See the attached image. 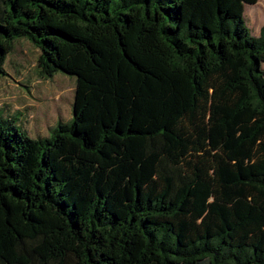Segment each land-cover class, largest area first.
I'll use <instances>...</instances> for the list:
<instances>
[{
  "label": "trees",
  "instance_id": "trees-1",
  "mask_svg": "<svg viewBox=\"0 0 264 264\" xmlns=\"http://www.w3.org/2000/svg\"><path fill=\"white\" fill-rule=\"evenodd\" d=\"M257 0H0L71 116L31 137L0 110V264H264Z\"/></svg>",
  "mask_w": 264,
  "mask_h": 264
},
{
  "label": "rangeland",
  "instance_id": "rangeland-1",
  "mask_svg": "<svg viewBox=\"0 0 264 264\" xmlns=\"http://www.w3.org/2000/svg\"><path fill=\"white\" fill-rule=\"evenodd\" d=\"M262 3L260 0L257 6L247 7V17L251 18L250 12L257 9L259 21H264ZM257 24L253 15L252 23L246 22L253 35L258 31ZM38 54V48L28 40H16L6 56L4 72L0 73V103L7 102L25 111L23 114L27 115V121L24 120L23 127L34 138L46 136L57 121L69 120L75 83L73 76L60 72L51 79L40 78L36 73Z\"/></svg>",
  "mask_w": 264,
  "mask_h": 264
},
{
  "label": "crops",
  "instance_id": "crops-1",
  "mask_svg": "<svg viewBox=\"0 0 264 264\" xmlns=\"http://www.w3.org/2000/svg\"><path fill=\"white\" fill-rule=\"evenodd\" d=\"M259 1L260 0H257L253 4H244V17H245V21L247 22V24L248 23H250V24L252 23V15L254 16V18L256 20V23H258L257 24L258 25L257 26V30L258 31L254 35H258L260 27L264 23V21L263 20L259 21V19H258L259 13H258L257 9H255L254 11L250 12L251 18L247 17V15L245 14V11H246L247 7L250 8V7L255 6V5L257 6L259 4ZM262 1L264 2V0H262ZM262 4L264 6V3H262ZM251 33H252V31H251ZM1 74H3V73H1ZM27 106H29V105H27ZM0 110L3 111L4 115H6V116H10V115L17 116L18 117V122H21V123L24 124V123H26V122H24V120L27 121V115L25 114L26 115V117H25V115L23 114L25 111H23L20 108L13 107L12 105L8 104L7 102L0 103Z\"/></svg>",
  "mask_w": 264,
  "mask_h": 264
}]
</instances>
